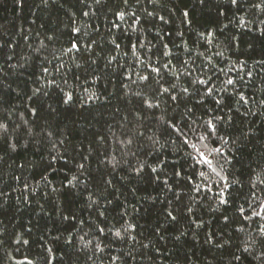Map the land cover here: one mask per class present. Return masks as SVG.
<instances>
[{"label":"trees","instance_id":"1","mask_svg":"<svg viewBox=\"0 0 264 264\" xmlns=\"http://www.w3.org/2000/svg\"><path fill=\"white\" fill-rule=\"evenodd\" d=\"M0 264H264V0H0Z\"/></svg>","mask_w":264,"mask_h":264},{"label":"snow or ice","instance_id":"2","mask_svg":"<svg viewBox=\"0 0 264 264\" xmlns=\"http://www.w3.org/2000/svg\"><path fill=\"white\" fill-rule=\"evenodd\" d=\"M97 2H99V0H97ZM231 2H232L233 5H236V4H237V0H231ZM125 3H127V0H125ZM120 15L122 16V14H120ZM184 15L187 16L188 13L185 12ZM76 47H77V45H76V44H73V48H76ZM117 47H118V45H117ZM143 79L147 80L148 77H143ZM201 83H204V82L201 81ZM227 83H228L229 85H231V84H233L234 82H233V80L229 79V80H227ZM185 91H187V90L185 89ZM208 94L210 95L211 92L209 91ZM173 99H175V97H173ZM217 103H219V101H217ZM208 127H209V129H211L212 131H215V127H214V125L209 124ZM185 142L187 143V141H185ZM217 151H219V150L217 149ZM200 160H201L205 165H209V166L211 165V160H209L206 156H203V155H202L201 158H200ZM198 162H200V161H198ZM153 171H155V170L153 169ZM177 175H179V173H177ZM220 203H221V204H225L226 201L222 199V200L220 201ZM171 215H172L171 212H169V216H171ZM172 218L175 219V217H172ZM100 231H103V229H101ZM117 235H119V233H117Z\"/></svg>","mask_w":264,"mask_h":264}]
</instances>
